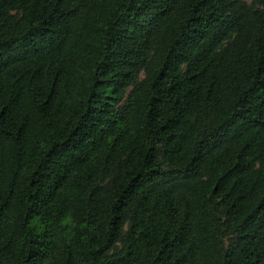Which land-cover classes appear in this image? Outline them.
I'll return each mask as SVG.
<instances>
[{"label": "trees", "instance_id": "16d2710c", "mask_svg": "<svg viewBox=\"0 0 264 264\" xmlns=\"http://www.w3.org/2000/svg\"><path fill=\"white\" fill-rule=\"evenodd\" d=\"M0 264H264V0H0Z\"/></svg>", "mask_w": 264, "mask_h": 264}, {"label": "rangeland", "instance_id": "374dc122", "mask_svg": "<svg viewBox=\"0 0 264 264\" xmlns=\"http://www.w3.org/2000/svg\"><path fill=\"white\" fill-rule=\"evenodd\" d=\"M247 1H249V2H250V0H247Z\"/></svg>", "mask_w": 264, "mask_h": 264}]
</instances>
